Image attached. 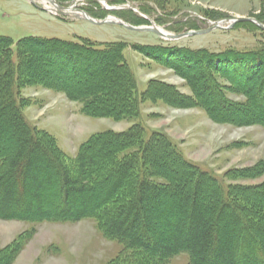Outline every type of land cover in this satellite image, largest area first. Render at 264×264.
I'll use <instances>...</instances> for the list:
<instances>
[{"label":"trees","instance_id":"1","mask_svg":"<svg viewBox=\"0 0 264 264\" xmlns=\"http://www.w3.org/2000/svg\"><path fill=\"white\" fill-rule=\"evenodd\" d=\"M112 2L123 5L125 0ZM116 15L122 18L119 12ZM150 48L140 50L151 55L168 54L179 68L180 62L201 65L207 74L221 59L227 66L232 64L227 74L252 85L249 100L252 103L255 100L258 111L264 113V75L261 76L264 50L259 53L229 50L217 54L206 49ZM33 49L36 51H29ZM124 49L122 43L96 45L86 39L65 41L42 37L15 42L0 35V219L97 218L107 238L119 241L127 251L139 255L136 264H143L141 255L159 264V259L167 260L182 252L191 256V264H264V241L261 240L264 234L257 226L264 224V204L253 202L258 192H264L263 185L257 188L225 186L218 177L187 160L164 133L154 131L145 139L147 130L141 124L133 125L125 133L107 131L93 135L73 158L63 151L54 135L27 120L24 108L29 103L22 90L38 82L54 90L59 86L37 81L28 71V66H33L31 56L40 50L66 83L75 79L71 72L75 66L88 63L90 68L96 67L102 73L112 69V78L104 88L91 90L87 86L75 96L66 90L71 100L82 103L86 115L137 119L139 99L154 97L152 92L139 98L134 73L123 57ZM200 78L195 80V89L212 102L213 105H207L209 114L213 117L214 113L224 116L222 111L229 114L233 107L220 93L213 92L204 74ZM196 98L199 99L198 94ZM164 147L178 169L164 162L159 152ZM134 148L137 150L133 155L121 157ZM159 167H164L176 180ZM156 175L164 177L168 186L152 183L149 178ZM56 179L59 201L53 200L52 212L56 214L50 218L43 212V190ZM203 196L209 198L201 205ZM162 199L173 205L166 207L169 205ZM248 204L253 207L248 208ZM252 209L257 213L255 217L248 214ZM160 216L171 229L168 237H163L156 228ZM22 242L17 240L2 252L18 250ZM3 256L1 253L0 261ZM121 256L110 264H123Z\"/></svg>","mask_w":264,"mask_h":264},{"label":"rangeland","instance_id":"2","mask_svg":"<svg viewBox=\"0 0 264 264\" xmlns=\"http://www.w3.org/2000/svg\"><path fill=\"white\" fill-rule=\"evenodd\" d=\"M63 1L57 3L63 7L76 5L77 9L86 11L89 15L88 11L94 13L98 18L91 16L97 20H105L111 16L109 19L117 17L137 27L151 25L142 14L165 32L176 35L208 30L218 23L224 29L170 41L154 33L132 31L119 24L95 25L87 20L76 19L72 17L76 13L75 9L74 14L60 15L55 11V6L52 9L51 5L47 6L41 0H0L1 36L15 42L27 37H42L65 41L86 39L96 45L122 43L125 47L123 57L134 73L139 98L144 93L149 96L153 92L154 99H139L140 116L137 119L90 117L83 112L82 103L71 100L66 90L72 91L75 96L87 86L91 90L104 88V84H109L112 78V69L103 74L96 67L90 68L88 63L81 67L75 66L71 69L75 79L66 83L58 75V70L48 64L49 57L42 50H37V54L31 56L33 66L29 65L28 71L37 81L52 82L60 87L57 86L58 89L54 90L38 82L22 90L23 97L29 103L24 108V113L31 125L54 135L63 151L75 158L82 144L91 136L107 131L125 133L133 125L141 124L147 130L145 139L154 131L164 133L187 160L218 177L225 186H264V113L258 111L255 100L253 103L249 100L248 92L252 85L245 84L242 78L235 75L230 78L228 74L232 64L229 67L222 59L207 74L200 68L201 65L197 66L192 62L181 65L180 62L179 68L173 63L175 59L169 58L168 54L151 55L140 50L141 47H163L206 49L217 54L229 50L259 53L264 50L263 29L252 22H237L233 23L232 28L230 26L237 18L255 19L264 25V0H125L123 5L105 0L110 8L132 6L141 14L129 9L106 10L100 0ZM131 11L134 14L129 13ZM29 51L35 52L36 49ZM63 63H66V59ZM261 73L263 76L264 72ZM203 74L211 83L209 85L213 86V92L220 93L223 100L233 107L229 114L223 111L224 116L214 113L213 117L209 114L208 106L213 105L212 102L195 89V80L201 79ZM197 94L199 99L196 98ZM214 97L213 95L212 98ZM136 148L121 154V157L133 155ZM159 152L165 163L178 169L165 147ZM159 169L166 173L164 167ZM167 175L176 180L171 173ZM149 179L163 187L169 184L161 176ZM43 191V212L52 218L56 214L52 212L53 200L57 198L59 201L57 179L46 185ZM258 194L257 200L253 202L256 204L261 201L264 204V192ZM206 198L207 196L202 197L201 205H204ZM162 200L167 201H164L169 205H165L166 207L173 205L167 199ZM249 207L252 208L253 205L248 204ZM253 210L248 214L255 217L257 213ZM101 223L93 217L77 221L0 219V254H4L0 264L5 261L6 264H110L123 254V264L138 263L139 255L127 251L119 241L107 238ZM257 226L264 234V224ZM156 228L163 237L171 234V229L161 216ZM17 240L23 241L20 249L2 252ZM261 240L264 241V237ZM141 259L143 264L157 263L149 262L144 255H141ZM159 261V264H191V256L182 252Z\"/></svg>","mask_w":264,"mask_h":264},{"label":"water","instance_id":"3","mask_svg":"<svg viewBox=\"0 0 264 264\" xmlns=\"http://www.w3.org/2000/svg\"><path fill=\"white\" fill-rule=\"evenodd\" d=\"M50 3L57 8V10H58L57 12L60 15H68V13H66V10L75 9L76 14L74 16H72V17H74L76 19L87 20V21H89V22H91V23H93L95 25L119 24V25H121V26H123V27H125L126 29H129V30L138 31V32H151V33H154V34L158 35L162 39L170 40V41H178V40H181V39H184V38H188V37L203 35V34H206L208 32H211V31H214V30H217V29H224L221 25H217V26L211 27L208 30L189 31L187 33L176 35V34H172V33H166L162 28H159L154 22H152L149 17H147L145 15H142L141 12H139V10H137L136 8H134L132 6H127V7L124 6V7H121L120 9H118V8H110L107 5V2L105 0H100V3L105 6L106 10L116 11V10H122V9H129V10H132L134 12H137V13L141 14V16L144 19H146L147 21H149L151 23V25L137 27V26H133V25H131L129 23H126L125 21H123V20H121V19H119L117 17H115L116 20H111V19H109L111 16L106 18L105 20H97V19H94L93 17H91L86 11L77 9L76 5H73L71 7L66 8V7H63V6L59 5L56 0H50ZM237 22H252V23L256 24L257 26H259L261 29L264 30V25L259 23L257 20L251 19V18H237V19H235V20H233L231 22V26L230 27L232 28L234 26V24H236Z\"/></svg>","mask_w":264,"mask_h":264},{"label":"bare ground","instance_id":"4","mask_svg":"<svg viewBox=\"0 0 264 264\" xmlns=\"http://www.w3.org/2000/svg\"><path fill=\"white\" fill-rule=\"evenodd\" d=\"M41 1H43V3L45 4V5H51V8L52 9H55V7H54V5H52L49 1L50 0H41ZM66 13H73L74 14V11H73V9L71 10H66ZM76 14V13H75ZM111 20H116V19H111ZM166 33H168V32H166Z\"/></svg>","mask_w":264,"mask_h":264},{"label":"crops","instance_id":"5","mask_svg":"<svg viewBox=\"0 0 264 264\" xmlns=\"http://www.w3.org/2000/svg\"><path fill=\"white\" fill-rule=\"evenodd\" d=\"M238 16H239V15H238ZM238 16H237V17H238Z\"/></svg>","mask_w":264,"mask_h":264}]
</instances>
